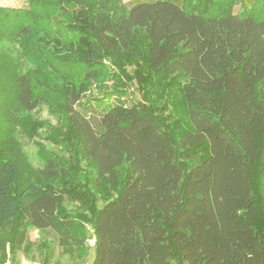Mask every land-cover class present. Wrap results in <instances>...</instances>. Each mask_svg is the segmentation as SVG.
I'll use <instances>...</instances> for the list:
<instances>
[{"label": "trees", "instance_id": "obj_1", "mask_svg": "<svg viewBox=\"0 0 264 264\" xmlns=\"http://www.w3.org/2000/svg\"><path fill=\"white\" fill-rule=\"evenodd\" d=\"M24 1L0 6V264L29 227L82 260L89 226L92 264H264V0Z\"/></svg>", "mask_w": 264, "mask_h": 264}, {"label": "rangeland", "instance_id": "obj_2", "mask_svg": "<svg viewBox=\"0 0 264 264\" xmlns=\"http://www.w3.org/2000/svg\"><path fill=\"white\" fill-rule=\"evenodd\" d=\"M127 7H130L135 0H121ZM0 6H11V7H21L26 6L24 0H0ZM238 7L234 8L236 11ZM143 73H146V69L141 67ZM182 82V78L179 75L168 79L160 91L157 93V100L160 102L167 101L168 103H173L174 119L178 123L184 126L186 121V114L184 107L179 95V86ZM132 90L135 92V85H132ZM131 90V91H132ZM136 94L137 97V93ZM113 101V99L111 100ZM32 118L42 121H48L51 125L55 126L58 122V117L51 112L50 108L46 104H40L32 112ZM43 133H52L53 129L44 127L40 129ZM17 142L22 148V152L26 156V159L32 166L40 167L43 162L37 155V148L34 144L32 138L27 136L24 132L19 131L15 135ZM48 147L51 145L46 143ZM205 149H200L197 153L199 157L203 156ZM101 203L99 202V205ZM65 205L70 208H79V203L77 201H65ZM0 233L6 234V231H0ZM95 239L92 236V229L89 226V236L87 239V244L89 250L85 254L82 260L72 258L68 253L64 251L62 246L59 244L57 233L50 229H36L29 227L27 230V245L26 250L21 248L16 251L14 259H7L4 264H92L94 260V245ZM8 251V246H7Z\"/></svg>", "mask_w": 264, "mask_h": 264}]
</instances>
